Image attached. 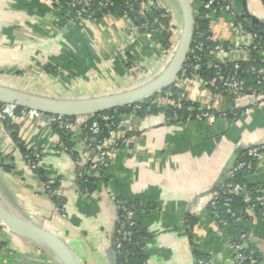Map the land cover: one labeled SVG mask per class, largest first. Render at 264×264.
Returning a JSON list of instances; mask_svg holds the SVG:
<instances>
[{"label": "crops", "instance_id": "1", "mask_svg": "<svg viewBox=\"0 0 264 264\" xmlns=\"http://www.w3.org/2000/svg\"><path fill=\"white\" fill-rule=\"evenodd\" d=\"M64 2L0 0V84L55 99L96 98L137 88L169 62L172 46L165 49L159 33L147 35L117 14L68 25ZM192 4L200 14L203 0ZM156 6L166 16L180 14L175 0H157ZM245 8L246 22L264 31V0H246ZM209 19L213 39L231 49L219 58L249 59L245 49L252 34L240 28L236 16L212 12ZM176 81L202 109L230 115L236 107L239 115L174 123L163 113L122 114L119 136L129 142L110 151L103 179L88 193L76 181L78 164L91 158L87 133L78 127L66 144L46 115L26 120L14 113L10 120L26 150L40 153L37 170L44 176L28 165L27 154L0 123V157L10 167L0 166L3 204L60 236L82 264L115 263L118 200L137 209L148 264H196L198 258L234 264L230 236L209 204L242 153L264 144V99L234 101L198 79ZM245 179L264 189V159ZM238 225L246 232L247 249L264 264V218ZM1 234L0 264H59L9 229Z\"/></svg>", "mask_w": 264, "mask_h": 264}, {"label": "built area", "instance_id": "2", "mask_svg": "<svg viewBox=\"0 0 264 264\" xmlns=\"http://www.w3.org/2000/svg\"><path fill=\"white\" fill-rule=\"evenodd\" d=\"M128 7V10L124 11L121 16L123 19H127L130 14L138 13L137 7L140 8L137 0H124ZM234 0H203V10L207 12L215 11L214 5L219 4L222 12L230 13L232 15V5ZM116 0H68L67 11H66V23L69 25L82 24L89 21L97 20L99 13L104 15L112 14V8L115 5ZM164 28L160 23H150L145 22L141 26H135V29L139 31H145L147 35H153L157 32L156 27ZM242 28V26L240 27ZM192 42L190 53H194L195 50L201 51L203 48V43L197 41L194 49ZM256 50L259 57L264 59V46L260 43H255V38L252 37V42L250 46L246 47L245 51L250 53V51ZM231 50V49H229ZM224 49L221 45L214 48L212 54L214 55V62L217 61L216 68H219V62H225L223 59L219 58V54L223 52ZM189 53V55H190ZM233 61L234 72L228 75H224L219 72L216 74V79L211 82L212 88L216 87V82L221 84L224 88L220 91V95L230 97L234 101L246 96L252 97H262L264 99V67L256 68L251 67L250 72L257 76V85L259 88L253 89L247 85L245 78L241 77L238 73L240 70L239 62L240 60L229 59ZM202 57L198 54H193V63L190 65L192 71L197 72L201 68ZM214 62H211L213 64ZM186 64V63H185ZM185 67V66H184ZM200 80V79H198ZM201 81V80H200ZM202 82V81H201ZM205 86L206 84L202 82ZM259 93V94H258ZM135 105V104H134ZM140 106H134L133 110H140ZM232 113L237 112L236 107L233 108ZM15 107L10 105H5L0 108V123H3L6 119H10L14 115ZM21 117L26 120H35L42 117L44 114L36 110L21 109L18 113ZM227 113H214L210 110H204L203 112L196 114L195 116H189L186 121L197 120V121H214L219 116H227ZM49 123L56 129L63 131L67 136H73L76 129L87 131L86 137V147L91 153V158L78 164L77 167V178L85 176L89 179L93 174H97V177L101 180L104 177V171L107 167L108 157L111 150L127 146L129 140L127 136H119V129L110 130L109 136L107 138L101 139L102 127L101 124L105 123L106 126L113 125L115 117L110 114H104L98 116L96 120L88 122L90 117L84 116L73 120L71 117L48 115ZM170 121V119H169ZM121 131V130H120ZM33 158L27 157L28 165L33 169L37 170L41 155L38 152L33 153ZM34 159V160H33ZM264 159V144L255 145L247 148L242 155L239 157L237 162L230 169L226 178L224 179L221 191L212 198L209 204L210 209H216L218 203L223 201L225 207H227L228 213H233L231 209V201L233 195H241L244 193L243 199L246 203H253L250 208V213L253 214L255 205L262 206L264 208V189L261 187H255L254 193L247 192V185L241 183H235L236 176L240 173H251L257 168V164ZM85 178V179H86ZM83 191V190H82ZM86 192V191H84ZM57 193V192H56ZM56 193H53L55 196ZM227 195V196H225ZM116 208L118 212V218L115 228V239L114 248L117 256L118 264H130L129 255L130 247L137 245L135 238L139 234V227L136 221L137 209L134 205L125 203L121 200L116 201ZM221 227L226 226L227 222L223 220H218ZM8 228L0 220V236L2 231ZM246 234L241 236L239 242L231 241V248L233 250V262L234 264H260L258 257L254 255L246 247ZM143 264H148L144 261ZM196 264H214L212 259L200 258L197 260Z\"/></svg>", "mask_w": 264, "mask_h": 264}, {"label": "trees", "instance_id": "3", "mask_svg": "<svg viewBox=\"0 0 264 264\" xmlns=\"http://www.w3.org/2000/svg\"><path fill=\"white\" fill-rule=\"evenodd\" d=\"M157 0H137V2L140 5V8L137 7L139 10L136 14H130L128 17V20L134 25V26H141L145 22L150 23H160L164 28L162 27H156L157 32L160 34L162 45L165 49H170L171 44L170 41L173 37V29L170 26V16H166V13L163 9L156 6ZM67 2L68 0H65L64 5H66L67 8ZM221 6L219 4L214 5L215 13H220ZM143 8L145 11H143ZM128 10L127 5L125 4L124 0H116L115 5L112 8V14H117L120 17L124 14V11ZM232 11L233 14L236 16V20L238 23H240V26L247 32H250L252 34V37L255 38V43H260V45L264 46V31H253L243 25L239 18V16H242L245 14V1L244 0H234L232 5ZM212 12L201 10L200 14H195L196 17V28H195V34H194V43H193V49L197 41H201L203 43V48L201 51L195 50V52L190 53L188 56V59L186 61L185 67L183 71L181 72L180 76L177 78V80L181 79H200L202 82L206 84V87L209 88L213 93L220 94V91L223 90V86L216 82V87H211V82H213L216 79V74L219 72L224 75H228L230 73L234 72V62L230 61L228 59H224L225 62L220 61L219 68H216V64H218L217 61L214 62V55L212 52L214 51V48L219 45L218 42H216L213 39L211 24L209 15ZM102 16H104L103 13H99L97 16V19H100ZM67 19V18H66ZM143 31V30H142ZM145 32V31H143ZM228 44L222 45V48L224 51H228L229 49ZM198 54L202 57L201 61V68L194 72L192 71L190 65L193 63V54ZM211 62H214L211 64ZM240 70L238 71L239 75L246 79L247 85L250 88L257 89L259 86L257 85V76L250 72L251 67H264V59L259 57L256 50L250 51L249 53V59L246 60H240L239 62ZM259 94V93H258ZM140 106V110H137L136 112L140 115H150V114H159L163 113L168 119H170L171 122H183L186 121L189 116H195L196 114H199L204 111L199 105L196 103H192V101L187 97L186 92L183 88H181L178 85V82L176 81L173 85L166 88L162 92L158 93L157 95H154L150 97L149 99L139 102L135 105L124 107V108H118L115 110L104 112V114H110L115 117L114 124L106 126L105 123L101 124L102 127V133H101V139L107 138L109 136L110 130H117L120 125V117L122 114L126 112H132L134 111V106ZM3 106V104L0 103V108ZM21 108H15L14 113H19ZM214 112L213 110H211ZM217 113V112H214ZM240 111H237L235 113H232L228 115V117L236 118L239 115ZM102 114V113H101ZM95 115L93 117H90L88 122H91L93 120H96L99 115ZM48 116V115H46ZM79 117L72 118L73 120L78 119ZM6 129L10 132L11 137L16 142L17 147L19 150L27 154L28 158H33L32 151L26 150V147L24 143L20 140L18 135V127L12 123L10 119H6L3 122ZM56 129V128H55ZM61 136L64 139V142L66 144L69 143L70 136H67L63 131H60L56 129ZM87 133V131H85ZM88 134V133H87ZM34 160V159H33ZM0 166L3 170H10V167L5 164V161L3 158L0 157ZM38 174L41 176H44L43 172L41 170H36ZM246 174L249 173H240L236 176L235 183H243L246 184ZM85 176L78 177L76 179L77 184L81 191H86L88 193H91L95 191L97 187V183L100 181V179L97 177V174H93L91 177L86 178ZM247 185V192L254 193V187H251L250 185ZM227 196V195H225ZM244 193L241 195H233L232 201H231V209L232 214L227 212V207L224 206L223 201H220L216 207V209H210L211 213L217 217V220H223L226 221L227 224L223 228L227 232V234L230 236V239L232 242H239L241 239V236L243 234H246L243 229L240 228L238 225L239 221H249L252 219L253 216H261L264 218V208L259 205H255L253 214L250 213V208L253 203H246L243 199ZM55 202L59 204V206L62 205V202L60 200H57V196L53 198ZM140 231V230H139ZM141 236H143V232H139L137 234L135 241L137 242V245L130 247V255H129V261L130 264H143L144 261H146V257L143 254V247L141 242ZM1 239V236H0ZM3 244L0 240V246ZM200 259V258H198ZM197 259V260H198Z\"/></svg>", "mask_w": 264, "mask_h": 264}, {"label": "water", "instance_id": "4", "mask_svg": "<svg viewBox=\"0 0 264 264\" xmlns=\"http://www.w3.org/2000/svg\"><path fill=\"white\" fill-rule=\"evenodd\" d=\"M182 18V30L178 43L164 70L137 88L108 96L63 100L26 92L0 84V103L15 108L36 110L44 115L64 117L95 116L118 108L129 107L157 95L173 85L184 69L188 59L196 28V17L192 0H175ZM246 3V0H244ZM246 10V8H245ZM245 14L240 20L251 30L260 31L247 23ZM0 220L12 232L24 237L51 253L59 264H82L69 245L58 235L34 225L29 220L8 209L0 197ZM115 249V248H114ZM117 256L115 252V263Z\"/></svg>", "mask_w": 264, "mask_h": 264}, {"label": "rangeland", "instance_id": "5", "mask_svg": "<svg viewBox=\"0 0 264 264\" xmlns=\"http://www.w3.org/2000/svg\"><path fill=\"white\" fill-rule=\"evenodd\" d=\"M170 26L173 29V37L170 41V44L172 46V51H173L174 46L178 43L181 30H182V18L179 13H176V10L174 11L173 14L171 13L170 15Z\"/></svg>", "mask_w": 264, "mask_h": 264}]
</instances>
